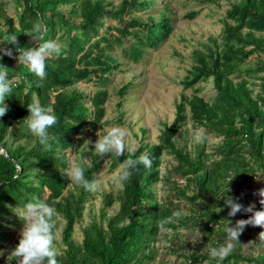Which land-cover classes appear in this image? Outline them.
I'll return each mask as SVG.
<instances>
[{
	"label": "trees",
	"instance_id": "1",
	"mask_svg": "<svg viewBox=\"0 0 264 264\" xmlns=\"http://www.w3.org/2000/svg\"><path fill=\"white\" fill-rule=\"evenodd\" d=\"M14 1L21 5L17 27L2 0L0 19L12 35L21 38L19 45L31 40L27 47L35 46L25 33L41 19L47 26L45 39H53L59 27L63 29L61 40L65 45L59 58L46 61L43 80L26 67L19 72L17 59L16 66H7L6 57L0 53V64L8 68L13 81V92L5 100L8 111L0 117V264H17L11 251L18 243L22 221L14 208H23L33 196L57 211L58 264H165V254L160 252L164 247L157 243L164 229L177 230L180 226L196 229L198 246L184 250L186 246L176 231L177 243L171 242L165 249L182 258L181 264H217L207 249L226 239V220L234 224L250 215L239 212L229 217L221 196H231L245 206L253 203L256 209L261 207L257 199L249 202L244 188L253 184L255 189L264 187V0L229 2L220 35L209 36L193 50V63L181 80L187 88L211 79L213 97L206 99L183 91L174 102L172 122L160 132L159 141L145 142L134 149L136 157L145 152L150 155L151 169L139 165L116 194L111 191L103 195L105 206L118 202L114 214L108 215L102 208L98 217L91 216L86 223L84 211L94 193L72 184L64 175L69 151L83 160L86 178L96 181L102 165L119 169L128 157L125 151L119 158L109 155L101 159L91 144L86 146V138L105 116L108 89L103 85L110 81L115 69L138 64L170 36L175 22L173 11L167 3L153 13L155 0ZM60 6H70L69 16ZM197 13L190 10L185 18L192 19ZM46 14L49 21L44 20ZM109 19L114 23L107 24ZM4 36L0 28L1 42ZM5 46L11 48L12 44ZM114 48L120 49V57L112 53ZM81 81L90 82L95 90L87 93L77 88ZM132 84L130 80L117 90L119 107H124ZM36 99L51 107L58 118V123L49 129L46 145H41L24 124L26 107ZM189 119L221 137L210 162L205 143L198 145L192 155L186 146L176 142V135ZM141 131L143 134L145 129ZM165 152L175 160L174 172L184 183L174 178L169 194L160 201L155 185L161 180ZM254 175L262 179L253 182ZM226 186L230 190L227 193ZM181 205H188L186 214L174 217ZM216 207L222 210L215 212ZM161 222H165L163 226ZM261 231L258 226H246L234 251L221 264H264V242L258 237ZM248 239L254 245L245 250L243 241Z\"/></svg>",
	"mask_w": 264,
	"mask_h": 264
},
{
	"label": "rangeland",
	"instance_id": "2",
	"mask_svg": "<svg viewBox=\"0 0 264 264\" xmlns=\"http://www.w3.org/2000/svg\"><path fill=\"white\" fill-rule=\"evenodd\" d=\"M2 1L4 2L3 6L6 8V12H8L10 17L12 16L13 26L16 28L21 5L14 0ZM113 1L117 3L119 0ZM233 1L236 0H219L217 3L207 2L205 0H155V5L152 8L153 13H156L157 10L163 8L167 3L170 6L167 5V8L173 11L172 17L175 22L171 34L157 48L150 50L138 64L132 65L130 68L123 66L114 70L111 74L110 81L103 85L108 89V97L105 102V116L98 124L96 130L86 138V141H93V137L96 140V133H102L109 127L120 126L126 130L127 142L132 149L139 147L145 142L149 144L156 143L159 141L160 132H162L167 124L169 125L172 122L174 117V102L180 99L183 91L188 95L199 94L206 99L212 98L214 89L211 79L199 81L193 87L187 88L183 86L181 80L193 63V50L200 48L201 44L209 36L218 37L220 35L225 11L229 6V2ZM59 8L66 13L65 16H69L70 6H60ZM190 10H198V13L192 19L185 18V13ZM141 15L145 16L144 14ZM44 20L49 21L47 14L44 16ZM2 22L3 19H0V28L4 31L5 35L11 36V32ZM109 23H114V20H107V24ZM62 35L63 29L57 27V32L53 39L58 40L64 46L65 41L64 39L61 40ZM20 39L17 38L18 43ZM29 42L31 44L32 41L29 40ZM28 43L20 44L19 46L27 47ZM0 47H3V44H0ZM11 48L13 49V54L17 55L14 52L13 45ZM119 51V48H114L112 53L120 57ZM5 57L4 63L6 65L16 66L17 61L14 60L15 58ZM24 71L25 66L21 63L19 72L22 73ZM130 80L133 84L128 88L125 105L124 107H119L117 105L119 100L117 90ZM258 82L259 80L257 79L255 83L258 84ZM95 87L86 81L77 83V88L83 89L87 93H92ZM255 87V90H257L258 86L256 85ZM120 117L121 121L118 120ZM141 128L145 129L143 134ZM196 129L204 130V128L195 125L189 119L175 137L177 144L179 146H186L187 151H190L192 155L196 154V148L198 146L191 139V134ZM204 131L207 135L205 155L207 156L208 162H210L215 158L214 154L217 151V146L220 144L221 137L216 136V131L213 132L210 129ZM73 158H77L76 154L73 151H69V161ZM162 158L163 160L160 165L161 180L155 185L156 195L160 201L165 200L169 194V188L172 187L171 182H173L174 178L177 179L179 184L184 183L179 175L174 172L173 168L176 166V162L172 156L165 152ZM117 173L118 168L109 169L106 164L102 165L98 180L100 188L93 192V200L86 205L84 223L89 221L91 216L98 217L102 208H105L108 215L114 214L117 211L119 207L117 201H114L109 206H105L102 200L105 193L112 191L113 194H116L118 188L121 186L115 179ZM168 179H171L169 180L170 182H168ZM254 182H258V179H255ZM253 190L255 192L257 189L254 188ZM187 210L188 205H181L175 213H180V218L181 214H186ZM176 231H179L181 244L186 246L184 250H192V248L198 246L199 233L195 228L192 227L191 229L189 226H180L177 230L172 228L164 229L161 233V240L157 244L164 247V249L160 248V252L165 254V259H167L165 264H181L182 262V258L177 257L174 253L165 249V247L171 246V242L177 243L176 236L174 235ZM75 236L80 240L79 233L76 232ZM253 245L252 239L243 241L245 250H248V247Z\"/></svg>",
	"mask_w": 264,
	"mask_h": 264
},
{
	"label": "clouds",
	"instance_id": "3",
	"mask_svg": "<svg viewBox=\"0 0 264 264\" xmlns=\"http://www.w3.org/2000/svg\"><path fill=\"white\" fill-rule=\"evenodd\" d=\"M46 32V24L42 19L37 20L33 23L31 29L25 33L35 42L34 47H20L16 35H5L0 44H12L17 55L14 57L13 49L6 46L0 47V53L17 59L19 64L22 63L31 73L43 80L46 76V61L59 58L63 54L62 43L55 39H45ZM7 69L3 64H0V117H3L8 111L5 100L13 92V81L9 78ZM26 108L28 115L23 118L25 126L38 138L41 145H46L49 139V129L58 123L57 116L51 107L41 105L38 99L33 100ZM96 136L95 141H86L87 147L92 144L93 151L101 159L109 155L119 158L124 155L126 150L129 152L128 157L119 165L115 178L118 184L129 180L133 170L138 171L139 165L151 169L152 159L150 155L145 152L138 157L135 156V150L127 142V132L124 128L112 126L102 133H96ZM191 139L196 145L204 144L207 141L206 132L203 129L193 130ZM85 172L86 168L83 160L73 158L69 161V166L64 175L69 182L83 188L85 191L95 192L99 190V181L87 179ZM254 178L262 179L259 175H254ZM228 191L230 190L226 186V193ZM253 195L259 197L261 206L259 209H256L253 203L245 206L236 202L231 196L226 195V198L221 196L224 204L229 209V217H234L239 212L250 213V215L246 219H237L234 224L226 220L227 223L223 228L226 239L222 244L209 246L207 249L210 259L215 260L217 264H221L234 251L239 243L238 238L246 226L251 225L261 228L262 231L258 234V237L264 242V187L257 189ZM221 210L220 207H216L215 212ZM14 211L22 221L18 243L11 251L17 264H58L59 251L55 246L56 209L40 198L33 196L23 208H14ZM173 215L178 218L180 213L177 212ZM163 223L165 222H161V226H163Z\"/></svg>",
	"mask_w": 264,
	"mask_h": 264
},
{
	"label": "built area",
	"instance_id": "4",
	"mask_svg": "<svg viewBox=\"0 0 264 264\" xmlns=\"http://www.w3.org/2000/svg\"><path fill=\"white\" fill-rule=\"evenodd\" d=\"M254 180H255V178H254ZM254 182V181H253ZM249 186L250 185H247L245 188H244V192H245V195H246V197H247V199L249 200V202H252V200H255V199H257V200H259V198H258V196L257 195H253V193H254V186H252L250 189H249Z\"/></svg>",
	"mask_w": 264,
	"mask_h": 264
},
{
	"label": "crops",
	"instance_id": "5",
	"mask_svg": "<svg viewBox=\"0 0 264 264\" xmlns=\"http://www.w3.org/2000/svg\"><path fill=\"white\" fill-rule=\"evenodd\" d=\"M15 66V65H14Z\"/></svg>",
	"mask_w": 264,
	"mask_h": 264
}]
</instances>
